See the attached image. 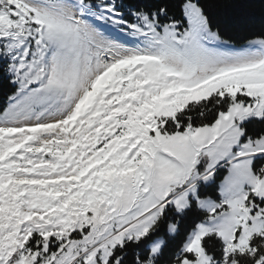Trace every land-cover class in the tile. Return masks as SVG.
I'll use <instances>...</instances> for the list:
<instances>
[{"label": "snow or ice", "instance_id": "snow-or-ice-1", "mask_svg": "<svg viewBox=\"0 0 264 264\" xmlns=\"http://www.w3.org/2000/svg\"><path fill=\"white\" fill-rule=\"evenodd\" d=\"M210 0H0V264H264V31Z\"/></svg>", "mask_w": 264, "mask_h": 264}, {"label": "trees", "instance_id": "trees-1", "mask_svg": "<svg viewBox=\"0 0 264 264\" xmlns=\"http://www.w3.org/2000/svg\"><path fill=\"white\" fill-rule=\"evenodd\" d=\"M140 3H153L155 0H138ZM221 5L216 11L240 25L230 32L233 44L241 45L251 38L249 32L264 31V0H210ZM7 92L6 83L0 82V102Z\"/></svg>", "mask_w": 264, "mask_h": 264}]
</instances>
